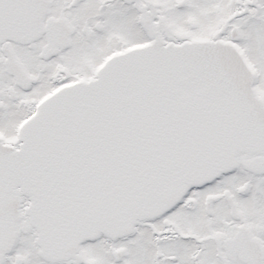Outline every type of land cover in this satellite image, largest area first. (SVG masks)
<instances>
[{"label": "snow or ice", "instance_id": "obj_1", "mask_svg": "<svg viewBox=\"0 0 264 264\" xmlns=\"http://www.w3.org/2000/svg\"><path fill=\"white\" fill-rule=\"evenodd\" d=\"M0 264H264V0H0Z\"/></svg>", "mask_w": 264, "mask_h": 264}]
</instances>
